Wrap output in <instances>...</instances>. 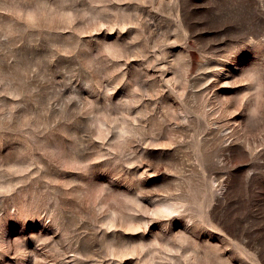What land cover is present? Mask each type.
<instances>
[{"label": "rangeland", "instance_id": "obj_1", "mask_svg": "<svg viewBox=\"0 0 264 264\" xmlns=\"http://www.w3.org/2000/svg\"><path fill=\"white\" fill-rule=\"evenodd\" d=\"M0 264H264V0H0Z\"/></svg>", "mask_w": 264, "mask_h": 264}]
</instances>
